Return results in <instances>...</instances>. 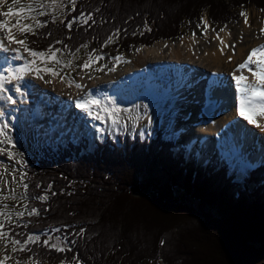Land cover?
<instances>
[{"label":"trees","instance_id":"obj_1","mask_svg":"<svg viewBox=\"0 0 264 264\" xmlns=\"http://www.w3.org/2000/svg\"><path fill=\"white\" fill-rule=\"evenodd\" d=\"M250 5L264 9V0H77V11L63 20L93 11L96 24L69 31L59 22L49 23L39 32H51L50 37L28 35V40L37 41L30 43L37 50L57 39L73 50L82 43L88 50H100L120 28V38L114 37L102 52L129 53L158 40L179 39L191 29L186 24L197 27L204 14L213 25H227L234 19L229 8ZM87 143L46 147L39 158L28 161L29 196L43 194L49 184L57 194L49 193L43 204L29 199L41 215L24 217L21 224L28 227H16L15 232L54 233L51 229L59 228L55 234H70L72 249L56 253L31 245L41 261L59 264L76 256L82 264H264L263 165L241 185L227 166L186 161L162 134L154 140L128 139L125 149L109 137L104 145L96 142L92 152L86 150ZM81 227L84 236H76ZM19 255L25 260L29 253Z\"/></svg>","mask_w":264,"mask_h":264},{"label":"bare ground","instance_id":"obj_2","mask_svg":"<svg viewBox=\"0 0 264 264\" xmlns=\"http://www.w3.org/2000/svg\"><path fill=\"white\" fill-rule=\"evenodd\" d=\"M260 15L263 19L252 20L251 18L250 26L242 23L237 30L236 37L229 35L230 27L218 33L219 37L229 45L236 44L234 55L231 47L225 49V54L221 55L220 49L223 46L215 38L217 34L206 37L201 42L187 35L173 43L157 42L151 47L144 46L136 52L137 54L135 53L134 61L131 60L132 65L115 76L76 81L83 85L82 89L78 90L74 85L69 84L61 87L54 80L56 90L54 94L43 84V81L35 83L30 79L28 81L24 79L21 82L23 85L21 91L24 95L37 94L42 102L48 103L47 105L58 102L63 110L62 113H58L54 108V113L57 114L54 120L57 122L74 124L73 121H76L80 125L98 130V133L103 135L107 129L106 117L101 114V119L96 120L88 116L75 107L77 98L87 94L102 102L105 100L102 98H106L112 103L117 102L125 107L130 103L128 92L125 91L133 93L138 99H141L143 95L159 93L160 95H157L165 100L170 98L186 100L185 98L193 92L192 87L195 85V94L193 92L190 96L197 97L195 100L197 104L192 106V131L183 133L182 137L187 148L195 152L202 151L206 156L218 155L221 162L228 163L232 168H239V174L243 177L244 170H251L263 162L264 131L237 115L238 93L235 82L232 80V73L237 65L247 57L251 48L264 44V35L259 32L260 28L264 27V14ZM4 36L5 33L0 31V39H4ZM4 43L7 44L8 41L4 40ZM228 56H232L230 62ZM4 57H7V62ZM20 63L22 61H13L10 53H0V71L4 67H15ZM245 73L251 76L250 72L243 70L244 75ZM240 74L236 72V75ZM252 79L249 77V81ZM230 84L233 85V92L229 90ZM7 87L11 89L8 94L16 101L14 104L23 110L20 102L22 97L15 93L14 84H9ZM118 94L120 99L116 101L117 98L114 96ZM31 99L29 100L32 104L27 105H31L33 120L37 117L42 118V113L39 115L40 105L33 104ZM3 103L4 100H0V107ZM207 104H212L215 109L209 115H204L202 109ZM50 107L48 106L47 110H50ZM2 118L8 121L6 115ZM257 123L264 126V117H257ZM210 136H214L215 141H212ZM197 160L199 162L200 159Z\"/></svg>","mask_w":264,"mask_h":264},{"label":"snow or ice","instance_id":"obj_3","mask_svg":"<svg viewBox=\"0 0 264 264\" xmlns=\"http://www.w3.org/2000/svg\"><path fill=\"white\" fill-rule=\"evenodd\" d=\"M4 3L5 0H0V5ZM65 3L70 6L68 9L70 12L77 11V0H27L26 3L24 0H11V3L8 4L7 11L0 12V16L6 18L12 16L16 17L15 23H12L9 19L0 20V31L5 33L4 39H0V53H10L13 61H22V63L15 67H4L3 70L0 71V100H6L10 103L16 102L13 97L8 94L9 91H11V89L7 87L9 84H14L15 93L23 97L24 93L21 91L23 85L21 82L24 81L25 77L28 75H35L38 79L44 78L42 74L52 75L59 77L62 82L67 80L70 86L74 85L78 90L82 89L83 85L71 79L70 72H64L63 70L79 69L80 71H84L96 67L98 62L104 60L102 49L113 43L114 37L116 39L120 38L121 29L116 28L100 45V50L91 49L87 51V59L80 64H74L73 61L79 59L77 54L81 49L88 50L89 46L87 43H82L73 50L63 40L57 39L43 50L30 47V43L35 44L37 41H29L28 35L37 37L42 35L45 39L52 35L51 32H39V29L47 27L49 23L59 22L69 31H71L74 26L84 28V26L87 25L90 28L92 25L96 24L97 21L94 19L93 11L87 13L80 11L78 15L73 16L72 19L67 21L59 19L55 13L59 12L61 6ZM16 5L20 6L15 7ZM94 11L99 12L100 9L97 8ZM261 11H264V9H261ZM61 14L63 15L64 13ZM239 15L244 18V24L250 26L248 14L245 11H241ZM45 16L50 17V20L40 19ZM24 21L31 22L26 23ZM104 22L105 21L102 19L101 23ZM201 25H203L202 34H206L209 29V23L204 17L200 18L197 28H200ZM225 27L227 26L225 25ZM145 29L151 31L150 28H147V25H145ZM84 30L87 31L88 29L85 28ZM14 31L24 38H17ZM123 31L126 35L127 30L124 29ZM220 31H224V28H221ZM259 32L261 35H264V27H261ZM137 34L138 33L135 31L132 33L133 36ZM143 34V31L139 32V35ZM229 35H231V33H229ZM193 36H195V33H193ZM215 38L218 39L223 46L220 49L221 55H224V50L229 47L233 50V55L235 54V43L229 45L219 37L218 33ZM67 39H71V37L69 36ZM4 40H7L8 43L5 44ZM12 44L17 45V47H10ZM55 45H62V47H56ZM138 50L139 49H137V51ZM24 53H27V57H31V59L25 57ZM205 55H207V53H205ZM231 59L232 56H228L229 62ZM4 60L7 62V57H4ZM111 60L114 63L112 67L107 68L108 71H114L115 64L125 62L123 54L119 53L111 57ZM37 61H39V64ZM105 67L107 66L100 65L96 70H103ZM243 70H247L251 73L253 78L251 81H249L248 76L243 74ZM236 72H240L241 74L236 75ZM232 80L235 82L236 91L238 93L237 115L249 124L264 131V126L257 123V117H264V44L251 48L243 62L239 63L236 69H234ZM45 83H51V81L46 80ZM108 104H112V102L108 101ZM75 107L96 120H100L101 113H103L113 126L121 127L125 126L122 123V116L129 112L128 109H121L114 105L109 107L102 103L101 100L95 99L87 94L75 100ZM143 107L147 109L148 106L143 105ZM3 115L4 113L0 112V116ZM150 122L149 120V123ZM7 129V124L0 125V138H2L0 139V144L11 145L14 148L15 146L12 142V138L8 136ZM0 154H6L10 161H15L16 164L20 165V168H0V241L3 242L4 248L7 249L10 245L13 254L17 252L29 253L24 261L17 260L16 264H43V261H41L38 254L33 251L31 245H39L48 252L55 251L56 253H65L72 251L70 247L71 242L67 241V235L70 234H67L65 237L51 236L41 239V236L37 234L15 232L16 227H28L27 223H20L24 217H39L41 215L40 209L28 203H24V201L34 199L43 204L49 200V193L52 196H55L57 193L51 191L52 185L49 184L47 188L44 189L43 194L30 197L29 183L27 182L28 174L20 170L24 167L23 161L16 160V155L18 154H14L5 147H0ZM35 187L39 189L41 185L37 183ZM69 195H71V193H69ZM10 201L13 203H9ZM17 204L20 206L19 208L16 207ZM43 211L47 212L49 209L44 208ZM71 214L72 213H69V215ZM51 231L59 233L61 229L54 228L51 229ZM84 234L85 229L83 227L75 233V235L79 237H83ZM21 236L25 238H19ZM160 243L164 245L165 241L162 239ZM10 258L9 255H4L3 258L0 259V264H6ZM59 264H82V262L78 257L73 256L71 259H61Z\"/></svg>","mask_w":264,"mask_h":264},{"label":"rangeland","instance_id":"obj_4","mask_svg":"<svg viewBox=\"0 0 264 264\" xmlns=\"http://www.w3.org/2000/svg\"><path fill=\"white\" fill-rule=\"evenodd\" d=\"M24 2L26 3L27 0H24ZM11 3V0H5V3L0 5V12H4L7 11V7L8 4ZM20 5H16L15 7H19ZM69 5H67V3H65L64 5L61 6V9L59 12H56L55 14L59 17V19H64V16L69 13L70 11L69 9ZM230 9V12L232 13L234 19L227 24L225 27L222 25H210L209 24V29L207 31L206 34H202L203 33V25H201L200 28H197L193 25H191L190 23H187L186 25H190L191 29L189 31H186L184 33V35L182 36H189L192 37L194 40L197 39L198 42L203 41L206 37H211V35H216L217 33H221L222 31H220L221 28L227 29L230 27L229 32L231 33L232 37H236L237 34V30L240 27V25L242 23H244V18L241 17L239 15V13L241 11H245L248 14V18L249 20L254 19H263V17H261L260 14H264V11H261V9H256L254 6L250 5L247 7H242V8H236V9ZM252 11L254 13H252ZM61 13H64L63 15ZM48 16L45 17H41V20H45V18H47ZM206 19V16L204 17ZM3 19H9L12 23H15L16 21V17L12 16V17H3L0 16V20ZM207 20V19H206ZM26 23L31 22V21H24ZM211 26V27H210ZM214 29V31H213ZM4 33V32H3ZM193 33H195V36H193ZM14 34L17 35V38H24L23 36H20L18 33ZM181 37L179 39H170V40H158L157 42H175L177 40H180ZM114 43V42H113ZM111 43V44H113ZM155 43H153L151 46H153ZM111 44L107 45L105 48L109 47ZM13 46H17L12 44V46L10 45V47ZM149 46V47H151ZM257 47V46H256ZM143 48V47H142ZM141 49V48H140ZM139 49V50H140ZM87 51L89 50H85V49H81V51L77 54L79 59L74 60L73 63L74 64H80L82 63L85 59H87ZM137 50L135 51H131L129 53H125V52H121V51H110L107 55L104 54V60L98 62V64L96 65V67L89 69V70H84V71H80L79 69H64V72H70L71 73V79H74L75 81L78 80H95L98 78H109L112 76H115V74L118 73H122L124 70H126L127 67H130V65H132L131 60L134 61V56H136ZM123 54L124 57V61L125 62H120L115 64V70L114 71H108L107 68L108 67H112L113 66V61L111 60V57H114L117 54ZM136 53V54H135ZM25 55H27V53H24ZM31 59V57H30ZM167 61V60H166ZM37 63L39 64V61H37ZM100 65H106L107 67L103 68V70H96L97 68H99ZM51 66V65H49ZM121 71V72H118ZM246 74V73H245ZM44 76L43 79H38L35 77V75H28L25 77L26 81H28V79L34 81L35 83H40L43 81V84L48 87L54 94L56 93L55 90V86L53 84L54 80H56L58 82V86L61 85H67L68 82L67 80L65 81H61L59 79V77H55L52 75H48V74H42ZM98 76V77H97ZM246 76L250 77V79H252V76H249L246 74ZM82 77V78H81ZM91 77V78H90ZM51 81V83H45V81ZM205 81V80H204ZM203 81V83H204ZM195 85H193V89L195 90ZM203 86V85H202ZM201 86V88H202ZM233 85H229V90L230 92H233L234 89L232 87ZM193 90L194 94L195 91ZM193 92L188 94V98H185L186 100L182 99L183 102L175 105V104H167L165 99L162 98V96H159L157 94H152V95H143V97L141 99H138L139 101H137L134 98H130V103L129 106H123V105H119V103L117 102H113L112 104H118L119 106L124 107V109H128L129 112L125 115L122 116V123L125 125L124 127L121 126H113L110 121H108V133L112 134L113 137L117 134V133H121L123 135H128V134H140L142 137L146 134L149 133L151 135H154L158 130H162L164 132V138H166L167 140H174V142L176 143L177 147L183 148L186 150V156H189V159L196 157L197 159L199 158V164H203L205 165L206 162H208L209 164H218L219 163H224L221 162V158H219L218 155H211V156H206L204 154V152L202 151H196L190 148H187V145L185 144V140H183V133H190L192 131V118H193V105L197 104V101H195L197 99V97L195 98L190 97ZM157 95V96H156ZM25 97H27V101L28 103L32 104L30 102V98H32V102L33 104H35L34 99L38 98L39 102L42 100H40V98L38 97L37 94L35 95H24L21 99L20 102L22 103L25 99ZM30 97V98H29ZM155 97V98H153ZM161 97V98H160ZM153 98V99H152ZM164 101H163V100ZM171 100L176 101L175 99L170 98ZM189 101H188V100ZM191 99V100H190ZM169 100V99H167ZM105 101V100H104ZM104 101L102 103H104ZM116 101H119L118 99H116ZM27 103V104H28ZM44 103V102H43ZM23 105V109H25V104L22 103ZM38 105V104H35ZM143 105H147V109H144ZM116 106V105H114ZM139 106V107H138ZM16 109L19 111H22V114H16L13 113L17 122L18 116H19V125H16L14 119H8V121L3 120L2 116H0V120L5 121V124L8 125V129H7V133L8 136L12 138V142L14 144V148L11 145H4V144H0V147H5L8 148L10 151H12L14 154H18L16 155V160H22L24 167L21 168V171L25 172V166L26 164H28L29 160H34L37 159L41 154H42V148H45L46 145H50L53 146V144L55 143L54 139H55V135L53 134V132L48 128H46L47 126L45 124H41L39 122H34L32 121V119L29 118V120L24 121L23 117H27V116H31L32 117V111L31 113H28L27 111H23L21 109H19L17 107V105H15ZM117 107V106H116ZM41 108V112L39 113V115L42 113V118L44 116H46V111L40 106ZM121 108V107H120ZM28 109V108H26ZM32 110V108H31ZM43 110V111H42ZM103 114V113H101ZM104 115V114H103ZM4 116V115H3ZM105 116V115H104ZM40 118V117H39ZM149 120L151 121L149 123ZM107 126V125H106ZM257 134L259 135L258 131L256 130ZM100 136H103L101 134H99ZM92 136H95L94 134ZM212 141H215V137L214 136H210ZM2 139V138H0ZM188 151V152H187ZM188 154V155H187ZM203 157H205L206 159H204ZM221 165V164H219ZM10 167H17L20 168V165L16 164L15 161H10L7 158L6 154H0V168H10ZM239 169V168H238ZM236 169V170H238ZM247 174V170H244V174ZM241 177L242 174H239V170H238V178L236 179L237 181L241 182ZM253 191V189L251 190ZM9 203H13V202H9ZM24 203H28L27 201H24ZM17 208H19L20 206L17 204L16 205ZM22 210V209H21ZM41 239H44L45 237H51V236H57L54 233H43L40 235ZM4 255H9L11 258L6 262V264H8L11 259L13 260V264H16V258H17V254H13L11 252V246L9 245V247L7 249L4 248L3 242L0 241V259L3 258ZM15 258V259H14Z\"/></svg>","mask_w":264,"mask_h":264},{"label":"water","instance_id":"obj_5","mask_svg":"<svg viewBox=\"0 0 264 264\" xmlns=\"http://www.w3.org/2000/svg\"><path fill=\"white\" fill-rule=\"evenodd\" d=\"M212 110H213V107H209V108L204 109L203 112H204L205 114H209Z\"/></svg>","mask_w":264,"mask_h":264}]
</instances>
